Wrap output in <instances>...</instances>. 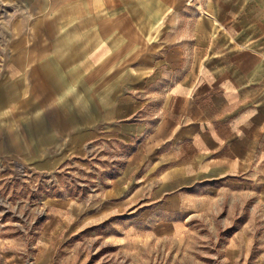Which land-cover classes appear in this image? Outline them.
Instances as JSON below:
<instances>
[{
    "label": "crops",
    "instance_id": "0c3cea01",
    "mask_svg": "<svg viewBox=\"0 0 264 264\" xmlns=\"http://www.w3.org/2000/svg\"><path fill=\"white\" fill-rule=\"evenodd\" d=\"M0 4L12 19L0 154L46 152L37 163L51 166L122 135L125 175L161 180L166 211L195 209L196 190L225 179L264 193V0Z\"/></svg>",
    "mask_w": 264,
    "mask_h": 264
},
{
    "label": "rangeland",
    "instance_id": "374dc122",
    "mask_svg": "<svg viewBox=\"0 0 264 264\" xmlns=\"http://www.w3.org/2000/svg\"><path fill=\"white\" fill-rule=\"evenodd\" d=\"M10 9L0 4V90ZM18 113L27 127V109ZM128 146L105 135L51 166L37 163L46 152L0 154V264H264V193L255 182L216 181L209 196L206 184L195 209L166 211L161 180L125 175Z\"/></svg>",
    "mask_w": 264,
    "mask_h": 264
}]
</instances>
